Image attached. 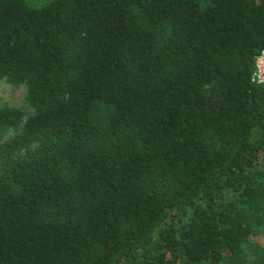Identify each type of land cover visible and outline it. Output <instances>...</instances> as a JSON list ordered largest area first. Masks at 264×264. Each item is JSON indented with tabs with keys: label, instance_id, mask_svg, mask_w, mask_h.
<instances>
[{
	"label": "trees",
	"instance_id": "trees-1",
	"mask_svg": "<svg viewBox=\"0 0 264 264\" xmlns=\"http://www.w3.org/2000/svg\"><path fill=\"white\" fill-rule=\"evenodd\" d=\"M264 0H0V264H264Z\"/></svg>",
	"mask_w": 264,
	"mask_h": 264
},
{
	"label": "rangeland",
	"instance_id": "rangeland-1",
	"mask_svg": "<svg viewBox=\"0 0 264 264\" xmlns=\"http://www.w3.org/2000/svg\"><path fill=\"white\" fill-rule=\"evenodd\" d=\"M26 90L22 89H13L10 86H0V106L5 104L15 107H21L24 103Z\"/></svg>",
	"mask_w": 264,
	"mask_h": 264
},
{
	"label": "built area",
	"instance_id": "built-area-1",
	"mask_svg": "<svg viewBox=\"0 0 264 264\" xmlns=\"http://www.w3.org/2000/svg\"><path fill=\"white\" fill-rule=\"evenodd\" d=\"M252 83L264 85V51L255 59V71L252 76Z\"/></svg>",
	"mask_w": 264,
	"mask_h": 264
}]
</instances>
